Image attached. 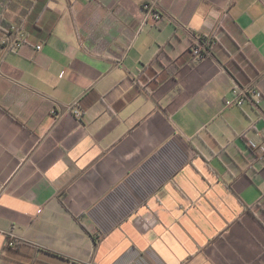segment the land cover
<instances>
[{
	"label": "crops",
	"instance_id": "obj_1",
	"mask_svg": "<svg viewBox=\"0 0 264 264\" xmlns=\"http://www.w3.org/2000/svg\"><path fill=\"white\" fill-rule=\"evenodd\" d=\"M0 264H264V0H0Z\"/></svg>",
	"mask_w": 264,
	"mask_h": 264
},
{
	"label": "built area",
	"instance_id": "obj_2",
	"mask_svg": "<svg viewBox=\"0 0 264 264\" xmlns=\"http://www.w3.org/2000/svg\"><path fill=\"white\" fill-rule=\"evenodd\" d=\"M145 9L150 8L149 4H146L144 6ZM158 16V14H156ZM21 39L18 37H15L12 41H9L8 39H1V44L4 48L11 47V48H18L21 45ZM208 41H203V39L199 40L197 44H194L191 48L193 53L196 55L197 59L204 58L210 51V47L208 46ZM43 47V44H39L37 48L41 50ZM253 96L255 98H261L262 94L258 90V88L255 85H241L239 84L234 88L232 91V96L226 99V105L232 106V105H241L249 100H252ZM74 111L77 112V114H81L80 110L77 109Z\"/></svg>",
	"mask_w": 264,
	"mask_h": 264
},
{
	"label": "trees",
	"instance_id": "obj_3",
	"mask_svg": "<svg viewBox=\"0 0 264 264\" xmlns=\"http://www.w3.org/2000/svg\"><path fill=\"white\" fill-rule=\"evenodd\" d=\"M202 39L203 41H207L206 38H202ZM208 46L210 47V44ZM189 52L191 53L192 56H194V53L191 49L189 50ZM19 247H21L20 244L19 243L17 244L15 240L11 238L7 239L6 245L4 246L5 249H10V250H15V251H19Z\"/></svg>",
	"mask_w": 264,
	"mask_h": 264
},
{
	"label": "flooded vegetation",
	"instance_id": "obj_4",
	"mask_svg": "<svg viewBox=\"0 0 264 264\" xmlns=\"http://www.w3.org/2000/svg\"><path fill=\"white\" fill-rule=\"evenodd\" d=\"M193 57H194V58H197L195 54H194V56H193Z\"/></svg>",
	"mask_w": 264,
	"mask_h": 264
}]
</instances>
